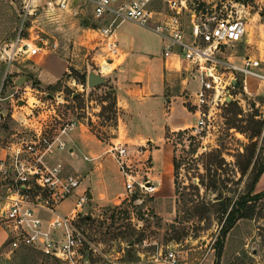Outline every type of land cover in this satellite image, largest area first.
Instances as JSON below:
<instances>
[{
	"label": "rangeland",
	"instance_id": "1",
	"mask_svg": "<svg viewBox=\"0 0 264 264\" xmlns=\"http://www.w3.org/2000/svg\"><path fill=\"white\" fill-rule=\"evenodd\" d=\"M188 1L190 8L197 13L213 12L220 15L231 12L232 17H240L246 30L250 13H255L260 21L264 19L261 15L264 10V0ZM154 5L160 7L161 3ZM20 7L21 0H0V29L7 24L11 35L10 41L7 39L1 46L8 44L15 37L19 26L17 13ZM234 9L237 10L236 13H233ZM36 15L35 21L24 22L23 27L30 30H24L22 36L28 37L35 43L44 42L46 49L31 58L24 55L13 57L4 75L5 86H2L1 96L5 95L8 87L13 86V82L18 85V79L24 77L20 85L31 88L32 94H28L26 106L31 108L33 115L42 113V117L54 124L74 119L85 126L101 141L103 149L97 160L101 162L99 168L104 169L106 177L110 178L108 183L110 191L113 192L118 186V177L114 172H117V167L107 151L111 143L123 144L127 147L132 166L139 171V174L150 166L148 174L152 179L151 164L145 162V167L139 164L143 159L138 153L142 145L114 140L116 108L113 104L112 92L108 90L112 88V82L108 78L107 81L92 88H88L85 84L87 71L98 70L107 77V71L104 69L109 59L114 57L101 52L98 35L88 30L95 24L74 19L66 12L38 11ZM98 24H103V21H99ZM119 31L127 33L131 38L128 58L132 60L136 77L139 78L137 85L143 86L145 92L150 94L143 102L145 105L148 104L149 109L139 114V123L133 125L132 130L156 138L161 134V127L166 123L164 112L168 115V123H193L194 114L182 108L185 103H182L178 86H175L174 92L180 99L174 98L169 105L165 102L173 89L167 85L161 86L165 77L159 63L161 42L157 36L145 28L128 22H124L119 27ZM252 32L257 33L253 29ZM250 36L246 34V37ZM52 42L56 43L53 49L49 46ZM241 47L236 48L237 53H241V50L243 55L251 56L254 53L255 45L251 39ZM41 59L44 67L51 66L52 69V65L56 67L57 63L65 65L66 70L50 84L44 83L38 78L37 73V62ZM4 68L5 63L0 60V84L3 83L1 79ZM261 71L264 72L263 67ZM83 73L84 81L80 83V75ZM47 85H52L54 88H47ZM246 86L249 94L234 90L235 100L230 101L222 109L221 118L214 121L215 127L210 132L191 139L187 130L176 132L165 129L164 141L171 149L176 168L174 172L172 170L169 179L166 175L161 176L159 189H157L158 182L152 179L156 187L151 194L137 193L133 195L134 199H131L130 196L124 197L121 190L108 202L101 204L88 198L89 187L84 188L87 200L83 203L77 219L86 240L81 250L83 264H159L155 258L160 257L167 249L176 251L179 264H183L186 256L188 258L205 256L203 264L214 263L213 241L220 226L215 219L216 206L213 205L215 196L219 193L221 196L233 198L243 189L246 176H239L238 166L244 164V158H240L238 153L244 151V147L250 145V141H255V151L262 146L261 155L264 153V138L261 137L264 130V84L247 78ZM106 91L111 96H106ZM73 95L76 96L72 98ZM34 100L39 101L34 102ZM31 103L32 105L36 103L37 107L29 106ZM168 106H171V109ZM50 107L54 110L53 116L44 111ZM28 110L26 107L15 109V118L9 123L12 131L19 128V121L33 123L32 120H24L22 117V113L25 114ZM252 114H255L253 119L262 121V127L260 135L249 140L247 136L253 130V123L250 121ZM56 159L70 165L73 163L84 166L88 163L82 160V154L79 152L68 156L63 151L59 156L52 157V160ZM64 171L72 172L66 165ZM173 174H175L176 194L173 191ZM79 182L78 186L84 184V178ZM1 186L0 182V194L3 190ZM262 189H264L262 182L257 189L253 187L254 192ZM74 199L75 195L71 193L58 204L56 211L59 214H66ZM257 208L259 214L251 219L238 220L228 231L218 264H264V196L258 202ZM176 209L178 218L174 220ZM42 216L48 217L44 213ZM6 239V233L0 225V264H62L59 260L34 250L21 247L10 250L5 245ZM210 253L211 262L208 259Z\"/></svg>",
	"mask_w": 264,
	"mask_h": 264
},
{
	"label": "built area",
	"instance_id": "2",
	"mask_svg": "<svg viewBox=\"0 0 264 264\" xmlns=\"http://www.w3.org/2000/svg\"><path fill=\"white\" fill-rule=\"evenodd\" d=\"M155 1L162 2L160 8L152 6ZM38 11L66 12L81 20L86 17L88 23L95 24L88 30L98 35L99 49L110 56L118 53L113 27L120 21H130L155 34L161 42L162 58L173 57L180 62L177 72L184 84L180 93L182 103L195 116V121L183 129L192 138L214 129V121L221 118L222 109L235 100L234 90L249 94L247 78L264 84V72L259 59L237 53L238 44L248 43L247 32L240 17H232L231 12L197 13L190 8L188 0H21L15 37L0 47V60L5 63L0 84V182L3 188L0 225L7 236L5 245L10 250L27 247L62 264H83L81 250L86 240L77 219L87 197L84 191L75 193L79 176L65 172L59 159L52 160L56 154L68 150L67 138L76 121L67 119L49 125L50 121L42 117V113L33 115L26 106L27 96L32 94L29 86L13 82L1 96L4 75L13 57H29L46 49L44 42L35 43L22 36L24 30H30L23 27L24 22L35 21ZM236 12L234 9L233 13ZM99 21L103 24L99 25ZM49 46L53 49L56 43ZM233 81L238 85H232ZM32 104L29 106H36ZM21 107L29 108L22 117L33 123L19 121V128L12 131L9 123L15 118V109ZM44 111L55 115L52 107ZM107 151L122 178L124 197L154 192L156 186L148 174L150 166L146 167L147 172L139 174L123 144L111 143ZM146 151L144 144L138 150L143 158L140 166L145 167V162L151 164ZM71 193L75 199L70 210L59 214L58 204ZM42 213L48 217H43ZM155 260L159 264H179L172 249Z\"/></svg>",
	"mask_w": 264,
	"mask_h": 264
},
{
	"label": "crops",
	"instance_id": "3",
	"mask_svg": "<svg viewBox=\"0 0 264 264\" xmlns=\"http://www.w3.org/2000/svg\"><path fill=\"white\" fill-rule=\"evenodd\" d=\"M160 1H155L152 6L154 8L160 7L154 5ZM264 12V10L262 11ZM263 17V16H262ZM264 18V17H263ZM248 27L246 30V34L250 37H246L248 41L250 39L253 41L255 47L253 49L254 53L251 54L253 58H257L261 61V67L264 68V19L260 21L255 16V13H250L248 16ZM132 23L127 20L120 21L113 27V33L116 37L117 44H118V53L112 58L109 59L107 67L104 70L107 71L106 76L104 77V81H107L108 78L112 82V88L108 89L112 92V96L114 97V105L116 108V116H115V127L114 130L116 131V137L114 138L115 141H123L127 143H134L139 145H146L147 151L145 154L150 157L151 161V169L153 170L152 179L158 182L157 189L161 185V176L166 175L168 179L172 175V152L171 149L168 147V143L164 141V133L165 129L168 130H178L186 128L190 123H177L171 122L168 123V115L166 112L163 113L164 118L166 119V123L161 127V134L156 138H153L150 135H142L139 132H135L132 130V126L136 123H139L140 115L143 110L148 111L149 106L148 104L145 105L143 102L146 100L145 98L148 97L150 94L146 93L143 86L138 87V79L136 77V71L132 65V60H129L128 56L130 55L131 49V38L127 33L119 31V27L124 23ZM244 23V22H243ZM134 24V23H132ZM136 25V24H135ZM138 26V25H137ZM9 26L6 24L0 29V46L2 43L6 42L7 39L9 40L11 35L10 31L8 30ZM246 29V28H245ZM256 30V34L252 32ZM255 37V38H254ZM158 38V37H157ZM159 40V38H158ZM10 41V40H9ZM160 42V40H159ZM6 44V43H5ZM3 44V45H5ZM243 47L242 44H238V47ZM241 47V48H242ZM242 52L238 54L243 55ZM39 54V53H38ZM37 54V55H38ZM37 55L29 56L28 58L35 57ZM257 56V57H255ZM160 68L164 78L163 83L161 86L167 85L169 88H172L173 92L170 93L169 97L165 100V102L169 105L171 100L174 98H179V95H175V86L179 87V93L182 91L184 84L180 80L178 76L177 69L180 66V62L177 61L173 57H168L163 59L162 56L160 57ZM38 68V78L42 80L44 83H51L53 80L57 79L58 76L66 70L65 65L57 64L56 67L52 65L44 67L43 66V59L37 62ZM88 72V71H87ZM102 75V72H97ZM139 74V73H138ZM163 78V77H162ZM45 80V81H43ZM178 81V82H177ZM171 109V106H168ZM188 111L186 106H182ZM68 150L66 151L68 156H72L75 152H79L82 154V160L88 162L84 166L79 164L71 163L63 164L66 165L72 172L76 173L79 178H84L85 183L78 186L76 189V193H80L84 190L85 187H89L87 191V196L90 199H94L95 203H105L108 202L111 198L115 197L117 192H121L123 189V181L121 176L118 172L114 171L116 176L118 177V186L114 188L115 190L112 192L108 188V183L110 178L106 177L105 170L99 168V160H97L100 152L102 151L103 147L101 146V141H99L94 134L88 131L85 126L76 122L75 127L70 132L68 138ZM112 140V141H114ZM156 146V147H154ZM150 147V149H149ZM61 153V152H60ZM56 156H59V154ZM85 157L86 159H84ZM98 164V166H97ZM115 170V169H114ZM264 169L259 175L256 183L254 184L255 189L258 188L260 182L264 185ZM80 183V182H79ZM170 190L172 189V184L169 186ZM61 203V202H60ZM59 203V204H60ZM176 254V251H174ZM208 259L211 258V253ZM200 258H188L184 260L183 264H203V260H205V256H199ZM212 259V258H211ZM207 260V259H206ZM195 261V262H193ZM211 262V260H210Z\"/></svg>",
	"mask_w": 264,
	"mask_h": 264
},
{
	"label": "trees",
	"instance_id": "4",
	"mask_svg": "<svg viewBox=\"0 0 264 264\" xmlns=\"http://www.w3.org/2000/svg\"><path fill=\"white\" fill-rule=\"evenodd\" d=\"M84 81V73L80 75V83ZM47 88H54L52 85H47ZM108 91V90H107ZM105 93L106 96H111L109 92ZM76 95H73L74 98ZM114 102V101H113ZM229 103V102H228ZM114 104V103H113ZM250 116V121L253 123V130L248 134L247 139L251 140L261 133L262 121L255 120ZM115 119V117H114ZM176 132H186L185 129L175 130ZM261 137L264 138V130L261 133ZM192 139V137H190ZM250 145L244 147V151L238 153L240 158H244V164L238 166L239 176H246L244 187L233 198L227 196H221L217 193L213 205L215 207V219L220 225L217 235L213 241V254L214 263L218 264V259L221 255L223 242L228 231L234 226V224L241 219H251L259 214L257 204L264 196V189L254 192L253 187L256 183L259 175L264 169V153L261 155L262 146H259L255 151V141H250ZM261 155V157H260ZM259 159L261 161H259ZM176 168L175 160L172 157V170L174 172ZM173 191L176 194L175 187V174H173ZM134 199V196H130ZM177 201V200H176ZM178 213L176 209L174 220H177ZM22 249H30L27 247H21ZM36 251V250H34ZM38 252V251H37Z\"/></svg>",
	"mask_w": 264,
	"mask_h": 264
},
{
	"label": "water",
	"instance_id": "5",
	"mask_svg": "<svg viewBox=\"0 0 264 264\" xmlns=\"http://www.w3.org/2000/svg\"><path fill=\"white\" fill-rule=\"evenodd\" d=\"M261 15L264 17V12L261 13ZM82 21L84 23H88V19L86 17L82 18ZM24 77H21V79H18V85H20L23 81ZM104 81V77L103 75L96 73L94 71H88L85 75V84L88 88H92L94 86H97L101 83H103ZM232 85L237 86L238 82L237 81H233Z\"/></svg>",
	"mask_w": 264,
	"mask_h": 264
}]
</instances>
